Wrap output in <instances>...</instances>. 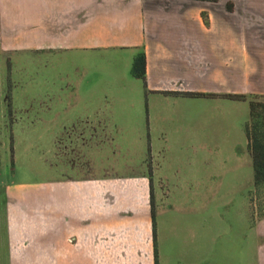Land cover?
<instances>
[{"label": "crops", "instance_id": "obj_1", "mask_svg": "<svg viewBox=\"0 0 264 264\" xmlns=\"http://www.w3.org/2000/svg\"><path fill=\"white\" fill-rule=\"evenodd\" d=\"M250 48H264V0H0L7 117L54 134L39 138L51 178L0 184V264H155L156 250L159 264H206V205L173 200L153 153L131 156L133 133L208 99L166 91L240 93ZM142 49L148 93L131 71ZM96 64L112 77L90 80Z\"/></svg>", "mask_w": 264, "mask_h": 264}, {"label": "rangeland", "instance_id": "obj_2", "mask_svg": "<svg viewBox=\"0 0 264 264\" xmlns=\"http://www.w3.org/2000/svg\"><path fill=\"white\" fill-rule=\"evenodd\" d=\"M248 51L250 64L246 74L249 78L242 77L240 93L261 95L264 101V48ZM242 60L241 56L245 67ZM65 65L71 66L76 73L71 63ZM32 68L38 71L37 65ZM13 70L12 58L0 56V184L41 182L51 175L40 170L43 145L39 138L41 134L48 137L54 134H50L51 129L44 133L45 129L39 126L30 127L7 117L4 97L7 94L11 100ZM90 74V80L112 77L111 71L102 64H96ZM16 83L21 84L17 89L21 91L23 82ZM138 83L142 85V81ZM14 98L18 102L17 97ZM220 98L224 97L213 95L200 102H181L176 108L150 113L153 122L145 121L133 133L138 137L131 156L138 163L144 158L150 163L153 153L169 177L162 184L166 190L177 189L173 200H193L206 205L208 230L197 254L203 262L258 264L260 245L264 241V186L257 187L254 182L252 155L245 131L250 122L249 103ZM190 104L198 107L188 108ZM140 125L138 123L137 127ZM150 126L153 145L148 138ZM52 156L48 155L49 162L54 160ZM178 180L180 183H176Z\"/></svg>", "mask_w": 264, "mask_h": 264}, {"label": "trees", "instance_id": "obj_3", "mask_svg": "<svg viewBox=\"0 0 264 264\" xmlns=\"http://www.w3.org/2000/svg\"><path fill=\"white\" fill-rule=\"evenodd\" d=\"M232 4L228 5V9L232 10ZM205 21L209 23L206 13H203ZM132 74L136 78L144 82L147 91V56L144 49L138 52L132 64ZM148 93V91H147ZM166 94H175L179 96H206L219 95L231 100L247 101L250 108V122L246 125V135L249 139V146L253 161L254 182L257 187L264 186V101L261 95L235 93V94H215V93H195V92H180V91H166ZM14 160V157L12 156ZM153 217L154 213V196L152 195ZM155 264H159L158 251L155 253Z\"/></svg>", "mask_w": 264, "mask_h": 264}]
</instances>
